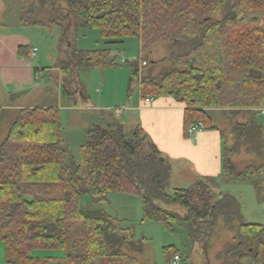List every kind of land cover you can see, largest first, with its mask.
I'll list each match as a JSON object with an SVG mask.
<instances>
[{"label": "trees", "instance_id": "obj_1", "mask_svg": "<svg viewBox=\"0 0 264 264\" xmlns=\"http://www.w3.org/2000/svg\"><path fill=\"white\" fill-rule=\"evenodd\" d=\"M38 2L51 3L47 24L60 26L65 34L98 29L108 44L136 37L142 51L169 44L172 68L153 73L159 63L152 60L142 66L149 71L141 76L135 63L131 80L140 79L141 96L173 95L185 103L188 135L198 120L205 129L217 128L209 108L248 111L250 119L232 129L235 141L225 147L223 165L229 175L252 174L253 167L237 173L231 155L241 144L263 155V125L255 110L264 105V0ZM36 5H30L23 21ZM221 8L224 15L213 18ZM30 50L19 47L20 54ZM73 57L80 66L115 64L109 48L76 49ZM79 94L86 97L82 90ZM3 114L0 106V122ZM171 176V163L142 126L127 134L115 118L111 127L90 128L77 162L67 147L58 107L20 109L0 144V243L6 264H139L126 248L141 252L140 239L119 228L103 208H83L86 197L102 204L112 192L140 195L144 220L161 221L170 230L185 224L199 243L208 245L223 222L239 240L229 250L243 249L253 240L264 245V224L244 222L232 194L217 197L204 180L169 192ZM40 249L63 250L65 255L41 257L35 254Z\"/></svg>", "mask_w": 264, "mask_h": 264}, {"label": "rangeland", "instance_id": "obj_2", "mask_svg": "<svg viewBox=\"0 0 264 264\" xmlns=\"http://www.w3.org/2000/svg\"><path fill=\"white\" fill-rule=\"evenodd\" d=\"M33 2L37 5L29 20H39L40 24H33L29 20L22 19H28L25 16L26 11ZM51 10L50 2L41 5L38 0H0V32L18 31L27 36L28 47L38 48L37 55L32 57V60L42 72L37 79L38 86H35L37 87L35 93L30 88L25 94H18L11 100L0 94V106L4 109L0 122V144L7 136L10 125L19 110L31 108L8 110L5 107L6 104L41 105L55 104L60 101L62 107H59V110L64 137L70 153L78 162L80 147L88 130L86 126L100 124L105 127V122L102 120L104 113L116 111L117 108L125 111L124 103L111 106L115 100L118 99V102L127 100L130 91L137 93L140 79L131 80L135 63L138 62L141 66L140 61L146 60L150 65V61L155 59L159 64L153 69V73L168 70L173 65L170 57L171 48L167 43L158 44L155 48L159 49L157 51L160 53L156 55L153 50L142 51L138 38L129 37L124 44L112 45V49L116 52L113 54L111 52V57L115 61L114 65L80 66L75 64L77 59L73 57L74 50L82 49L92 52L104 48L106 43L100 30L82 29L77 33L65 34L60 26L47 24V21L51 19ZM224 13L225 8H221L213 15V18L220 19ZM123 59L126 61L123 62ZM142 66L141 76L148 74L149 71ZM62 68L67 69L62 73ZM77 88L84 91L86 95L84 98L82 94L76 93L82 108L67 107L71 104L72 92H77ZM260 111L256 109V115ZM246 112L249 113L248 111L241 112L239 115L233 113L232 117L221 110L213 112L225 136L226 147L233 146L235 141L231 139L229 127L233 129L236 123H243L246 119H250L251 116L247 117ZM257 119L263 125L264 137V114L257 116ZM125 127L126 133L133 129V125L129 124ZM231 158L236 165L237 173H244L249 167L254 168L253 172L240 176L227 174L225 179L219 180L218 186H213L216 196L218 197L221 191L232 194L240 204L244 222L264 224V149L263 155L260 156L253 150H248L245 144H241ZM190 184L188 181L179 183L175 179L170 183L168 191L172 192L176 186L189 187ZM83 208H103L111 215L119 228L134 233L137 240L140 239L142 251H131V247H127L126 250L138 257L139 264H173L174 253L181 256L178 264H264V245H257L255 240L243 249L229 250L239 240L235 236L236 231L230 230L223 222L212 231L206 245L204 242L194 241L185 224H175L174 230H170L161 221L144 220L143 199L137 194L112 192L108 194L107 201L102 204L88 196L83 200ZM175 208L184 212L181 207L175 206ZM167 248L170 250L166 251ZM35 254L41 257H58L64 256L65 252L57 249H40ZM0 264H6L5 248L2 243H0Z\"/></svg>", "mask_w": 264, "mask_h": 264}, {"label": "crops", "instance_id": "obj_3", "mask_svg": "<svg viewBox=\"0 0 264 264\" xmlns=\"http://www.w3.org/2000/svg\"><path fill=\"white\" fill-rule=\"evenodd\" d=\"M126 39L121 43H106L104 48H109L113 53L112 45L124 44ZM141 47V42L138 39ZM29 38L21 32L15 31L11 33L0 32V94L6 98L14 99L18 94H25L28 89L37 91L38 78L42 75L41 68L35 66L32 57L29 54L19 53L20 46H28ZM157 50L153 49L156 55ZM115 55V54H114ZM155 60V59H153ZM65 69H61L63 73ZM80 89L77 88L79 95ZM149 98V97H148ZM150 101L141 96V88L139 84L138 91L131 92L127 100L118 99L111 105L124 103L125 111L120 117L116 116L115 111H109L102 115L105 127H111L114 119H119L125 125H133L131 133L137 126H142L155 141L162 151L165 158L172 165L171 183L177 179L179 183L189 182L193 185L195 182L204 180L212 186H218L219 180L227 177V173L223 165V155L226 147L225 136L213 115L214 111L221 110L229 116L234 114L221 108H209L208 112L217 128L204 129L196 134H186L184 128V118L186 104L176 99L173 95L150 96ZM120 99V98H119ZM120 101V100H119ZM71 103V98H70ZM59 102L55 104H6V108L19 109L22 107H62ZM109 106V107H111ZM72 108H82L77 99L75 104H70ZM97 107H93L95 109ZM98 109V108H97ZM102 109V108H101ZM257 116L264 114V105L259 108ZM263 110V111H262ZM263 112V113H262ZM250 116V113H245ZM239 115V114H238ZM246 119L243 123L247 122ZM100 124L87 125V134L90 128ZM231 139L234 140L232 129ZM84 140V141H85ZM83 141V142H84ZM67 142V141H66ZM82 142V144H83ZM81 144V145H82ZM175 188H183L176 186ZM220 193H223L222 191Z\"/></svg>", "mask_w": 264, "mask_h": 264}, {"label": "built area", "instance_id": "obj_4", "mask_svg": "<svg viewBox=\"0 0 264 264\" xmlns=\"http://www.w3.org/2000/svg\"><path fill=\"white\" fill-rule=\"evenodd\" d=\"M37 51H38V48L37 47H32L30 52H29V56L30 57H35L37 55ZM126 60L123 59V62H125ZM141 66L142 65H146L147 64V61L146 60H141ZM150 97L147 98V101H150ZM123 113V109L122 108H117L116 111H115V114L116 116L120 117ZM205 129V125H204V122L201 121V120H198L196 122H194L191 127H190V130H189V133L190 134H196L197 132L199 131H202ZM181 261V256L179 254H176L173 259H172V263L173 264H178V262Z\"/></svg>", "mask_w": 264, "mask_h": 264}]
</instances>
